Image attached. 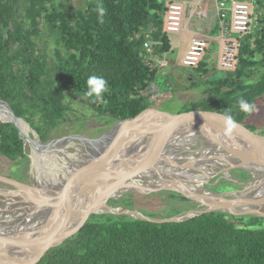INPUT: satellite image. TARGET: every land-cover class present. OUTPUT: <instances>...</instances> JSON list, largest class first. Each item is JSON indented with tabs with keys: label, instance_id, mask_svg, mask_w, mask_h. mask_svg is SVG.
<instances>
[{
	"label": "trees",
	"instance_id": "obj_1",
	"mask_svg": "<svg viewBox=\"0 0 264 264\" xmlns=\"http://www.w3.org/2000/svg\"><path fill=\"white\" fill-rule=\"evenodd\" d=\"M256 2L255 7L264 8V0ZM98 4L105 9L103 23ZM166 11L164 0H86L78 9L59 0H0V100L45 142L65 120L64 91L108 117V127L154 108L156 100L173 99L163 92L148 93L160 70L154 58L172 50L164 30ZM256 15V28L237 36L235 69L210 80L203 59L192 69L201 81L193 79L186 87L204 85L203 98L177 114L202 110L223 116L230 110L237 123L256 131L245 124L264 97V12ZM43 37L54 46L52 67L38 41ZM146 41L152 42V55L144 49ZM92 75L103 77L108 85L104 98L96 102L84 96ZM241 97L254 105L250 114L239 108ZM27 146L16 126L0 121L1 156L21 162L27 158ZM232 174L243 182L250 177L243 170ZM226 184L241 189L223 178L210 189L220 192ZM168 193L170 199L188 202L180 194ZM128 196L134 197L126 202L130 208L135 199L147 195ZM149 204L145 206L152 208ZM193 207L166 214L147 211V215L169 218ZM34 264H264V218L208 213L181 223L159 224L126 215H91L78 233Z\"/></svg>",
	"mask_w": 264,
	"mask_h": 264
},
{
	"label": "water",
	"instance_id": "obj_2",
	"mask_svg": "<svg viewBox=\"0 0 264 264\" xmlns=\"http://www.w3.org/2000/svg\"><path fill=\"white\" fill-rule=\"evenodd\" d=\"M0 111L5 114L1 121L16 126L37 155L73 144L83 149L79 162L70 164L59 180L18 182L0 175V264H34L78 233L91 215H126L159 224L208 213L264 218V136L244 124L229 133L222 116L213 112L170 114L148 108L117 120L97 138L73 135L44 143L7 102L0 100ZM233 170L247 172L251 180H238ZM215 177L241 189H207ZM161 192L180 194L195 207L159 219L109 204L126 195Z\"/></svg>",
	"mask_w": 264,
	"mask_h": 264
},
{
	"label": "rangeland",
	"instance_id": "obj_3",
	"mask_svg": "<svg viewBox=\"0 0 264 264\" xmlns=\"http://www.w3.org/2000/svg\"><path fill=\"white\" fill-rule=\"evenodd\" d=\"M85 1L86 0H59V4H62L68 8L78 9L84 7ZM164 1L166 2V6L171 2L170 0H164ZM179 1L190 2V3L195 2L196 5H193L192 7L193 11L196 7L210 9L214 7L216 3V0H188V1L179 0ZM186 6L188 7V3H186ZM253 11L256 15L259 14V12H264V8L254 7ZM212 14L213 13L211 12V15ZM197 15L198 14H196V17L188 16V19H190L189 21L191 22L197 20ZM169 35L170 38H172L173 47L172 50L166 55V59L168 61V67L159 70L157 79L155 83H152L151 86L149 87L148 93L163 92L165 96L172 95V97H174L173 99L172 98H170L169 100L166 99L162 102L156 100L154 104V108L170 114H177L178 112L182 111L186 105L202 100L204 94V85H200L198 88H194L192 90L186 89L188 84L193 79L197 81H201V78L198 76L196 72H194L191 68L183 67L180 62L184 54V50L186 49V46L188 45V41L190 39L189 32L184 31L181 33V35L180 34H169ZM38 39H39L38 41L40 47L42 48L43 53L46 55L52 67V65L55 64L54 56H53V52H54L53 43H51L46 37L38 38ZM212 43L214 44L212 45L210 44L208 54L204 58L205 62L208 65L210 80L215 79L217 77H221L222 75V71H220L218 67L219 44L214 41ZM61 104L67 109L65 120L57 128L50 131L44 143H52L57 139L63 137H69L73 135L86 137V138H97L109 128L108 117L99 116L88 106L81 104L79 101L73 100L69 95V93L66 91L63 92V95L61 97ZM245 124H250L255 126L256 128L255 132L260 133L264 136V97L259 99V101L256 103L255 112L249 117V119L246 121ZM82 152L83 149H81V147H78L77 145L73 144L59 150L58 152H55V156L52 160L50 161L48 160L47 162H44L42 164L41 163L42 160L39 158L37 153L35 154L34 151L30 148V146H27V158L22 160L21 162H15L0 155V175L1 176L14 175V177L20 180L27 177L28 180L32 181L35 180V177L41 179L40 177L42 176V173L46 172L49 175L46 174V177L44 176L43 179L44 178L49 179V176L53 177L55 175L58 176L63 174L65 170L64 167L68 166L69 163L71 164L78 163ZM221 179L222 178L219 177H215L211 179L209 181V185L207 186V189L211 190L210 187L217 186ZM250 180H251V175L248 181ZM216 181L218 182L216 183ZM230 185L231 184H226V186L220 187V189H223V191L220 192H227L234 190L231 189ZM137 196L138 195H136L135 197L137 198ZM156 197L159 198L160 196H158L157 194L154 195L150 194L145 197H141L142 199L140 200L135 199L136 200L135 205L130 208L138 209L145 215H147V211L157 212V213L160 212L162 214L167 213V211H169L168 209L172 207L173 204L163 202L162 200H158ZM129 198L130 197L126 195L119 198V200L124 199L125 201H128L131 199L134 201V197L130 199ZM144 199H146V201L142 202ZM148 202L152 204V208L145 206L146 204H148ZM109 204L114 205L111 203ZM118 206L127 207L126 203L124 202L119 203ZM193 208L183 210L181 214ZM263 211H264V207H263Z\"/></svg>",
	"mask_w": 264,
	"mask_h": 264
},
{
	"label": "built area",
	"instance_id": "obj_4",
	"mask_svg": "<svg viewBox=\"0 0 264 264\" xmlns=\"http://www.w3.org/2000/svg\"><path fill=\"white\" fill-rule=\"evenodd\" d=\"M256 0H218L217 11L220 22L219 59L220 71H232L238 62L239 41L237 36L251 33L258 25V15L254 16L253 8ZM185 6L179 2L167 5L165 13L164 30L167 34H179L183 30ZM144 49L153 53L152 42L146 41ZM209 43L202 38H191L188 47L181 59L185 68L196 69L199 63L208 54ZM167 53L162 57H155V62L160 69L168 67Z\"/></svg>",
	"mask_w": 264,
	"mask_h": 264
},
{
	"label": "crops",
	"instance_id": "obj_5",
	"mask_svg": "<svg viewBox=\"0 0 264 264\" xmlns=\"http://www.w3.org/2000/svg\"><path fill=\"white\" fill-rule=\"evenodd\" d=\"M170 1H171L170 3L179 2L185 6L183 30L181 31V33L184 31L189 32L190 39L194 38V37L205 39L209 43V48H210V44L211 45L214 44V43H212L213 41L217 42L219 44L218 38L220 35L221 27H220V22L218 19V11H217V1L218 0H216L215 6L210 8V9L196 7L197 9L195 8L194 11L192 10V7H193V5H196L195 2L190 3V2H184V1H179V0H170ZM186 3H188V7L186 6ZM211 12L213 13L212 15H211ZM196 14H198L197 20L190 22L189 21L190 19H188V16L189 17H194V16L196 17ZM181 33H179V34L181 35ZM190 39H189V41H190ZM170 41H171V45H172V38H170ZM189 41H188V44H189ZM187 47H188V45L186 46V49H187ZM186 49L184 50V53H185ZM180 62H181V60H180Z\"/></svg>",
	"mask_w": 264,
	"mask_h": 264
},
{
	"label": "clouds",
	"instance_id": "obj_6",
	"mask_svg": "<svg viewBox=\"0 0 264 264\" xmlns=\"http://www.w3.org/2000/svg\"><path fill=\"white\" fill-rule=\"evenodd\" d=\"M100 14V22L103 23V16L105 14V9L102 5L98 4L96 9ZM108 91L107 81L100 76L92 75L87 79V90L84 93L85 98H93V102L102 100L104 98V93ZM239 108L245 113H251L254 111V105L249 103L246 99L241 97L238 101ZM225 124L226 132H233L234 130L241 127L239 123L232 117L230 110H226L221 117ZM203 128V127H202Z\"/></svg>",
	"mask_w": 264,
	"mask_h": 264
},
{
	"label": "flooded vegetation",
	"instance_id": "obj_7",
	"mask_svg": "<svg viewBox=\"0 0 264 264\" xmlns=\"http://www.w3.org/2000/svg\"><path fill=\"white\" fill-rule=\"evenodd\" d=\"M43 174V173H42ZM4 177H7V178H10V179H13V180H16V181H18V182H27L28 181V178L26 177V178H23L22 180H20V179H17L16 177H14V175H11V176H5V175H3ZM234 176V175H233ZM41 177H43V175L41 176ZM235 178H237V177H235ZM238 180H240V181H242L241 179H239V178H237ZM165 193V194H164ZM158 196H160L162 199H163V202H166V203H172L173 205H172V207H170L168 210L169 211H167V213L168 212H170L172 209H179V208H182V207H185V206H191V204H189V200H188V202H184V201H182V200H180V199H170L169 198V193L168 192H161V193H159V194H157ZM166 196V197H165ZM130 199V198H129ZM131 200V199H130ZM121 202H124V203H126L127 201H125L124 199H120V200H118V201H115V203L116 204H114V205H118L119 203H121ZM113 204V203H112ZM148 204H149V202H148ZM149 205H152L151 203L149 204ZM195 207V206H194ZM166 214V213H165Z\"/></svg>",
	"mask_w": 264,
	"mask_h": 264
},
{
	"label": "bare ground",
	"instance_id": "obj_8",
	"mask_svg": "<svg viewBox=\"0 0 264 264\" xmlns=\"http://www.w3.org/2000/svg\"><path fill=\"white\" fill-rule=\"evenodd\" d=\"M0 118H2V119H5V114L3 113V111H0ZM22 125V124H21ZM22 128H23V131H25L26 133H28L29 132V130H28V128H27V126L25 125V124H23L22 125ZM34 153H35V151H34ZM36 154V153H35ZM39 156V158L42 160L41 161V163L43 164L44 162H47L48 160L50 161V160H52L53 158H54V156H55V152H52L51 154H49V153H47V154H45V155H38ZM35 158V157H34ZM36 159V158H35ZM38 160V159H37ZM70 164L71 163H69L68 164V166H65L64 167V169H66L67 167L68 168H72L71 166H70ZM33 165V164H32ZM53 166V165H52ZM32 168V167H31ZM53 168V167H52ZM58 169H60V168H58ZM51 171V170H50ZM44 173V175H43V177L45 176L46 177V174H48V173H46V172H43ZM56 174V173H55ZM49 175V174H48ZM43 177H40L41 179H38V177H35V179L37 180V181H39V182H43V181H47L48 179L47 178H44L43 179ZM33 178V177H32ZM49 179L50 180H52V179H54V180H59L60 179V175H58V176H53V178L51 179L50 178V176H49ZM44 183V182H43ZM261 193H264V187H263V189L260 191ZM260 192L258 191V192H256V193H258V194H260ZM9 218H11V217H9Z\"/></svg>",
	"mask_w": 264,
	"mask_h": 264
}]
</instances>
